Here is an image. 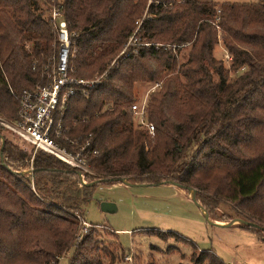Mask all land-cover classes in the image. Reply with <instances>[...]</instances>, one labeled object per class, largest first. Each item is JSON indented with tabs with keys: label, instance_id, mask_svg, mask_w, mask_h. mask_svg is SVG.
Instances as JSON below:
<instances>
[{
	"label": "trees",
	"instance_id": "1",
	"mask_svg": "<svg viewBox=\"0 0 264 264\" xmlns=\"http://www.w3.org/2000/svg\"><path fill=\"white\" fill-rule=\"evenodd\" d=\"M54 6L72 36L71 75L107 72L56 118L64 132L56 143L70 152L89 143L83 153L93 174L83 184L75 169L41 151L34 176L23 174L32 152L0 125V264H101L98 231L91 225L78 239V216L85 220L96 185L120 178L176 182L197 191L210 219L229 202L242 220L264 227V0H0V114L9 123L18 120V96L48 83L44 69L57 53ZM218 28L228 65L214 55ZM134 34L139 45L109 68ZM136 84H160L146 106L154 135L135 126ZM191 245L190 264H225ZM126 255L121 249L117 257Z\"/></svg>",
	"mask_w": 264,
	"mask_h": 264
},
{
	"label": "rangeland",
	"instance_id": "2",
	"mask_svg": "<svg viewBox=\"0 0 264 264\" xmlns=\"http://www.w3.org/2000/svg\"><path fill=\"white\" fill-rule=\"evenodd\" d=\"M199 1L223 4L260 0ZM218 38L220 42L214 55L228 65L231 57L221 44L219 28ZM159 86L136 84L135 104L148 102L150 94ZM133 117L139 128L134 113ZM0 119L5 120L1 114ZM3 134L16 146H26L9 130H4ZM104 203L113 206L110 212L102 211ZM84 215L85 221L98 231L101 264L111 263L112 256L107 258L105 251L116 257L114 264H190L191 243L201 250L213 252L225 264H264V231L255 233L240 227L243 224L240 209L233 203H222L212 219H207L204 210L194 201L193 193L172 184L99 183L92 190L91 202L86 205ZM229 224L232 225L222 226ZM121 249L127 253L124 261L117 257ZM60 264H68L67 258Z\"/></svg>",
	"mask_w": 264,
	"mask_h": 264
},
{
	"label": "built area",
	"instance_id": "3",
	"mask_svg": "<svg viewBox=\"0 0 264 264\" xmlns=\"http://www.w3.org/2000/svg\"><path fill=\"white\" fill-rule=\"evenodd\" d=\"M50 18L57 38V53L44 69V73L48 77V83L44 86H37L34 91H24L19 95L17 122L9 123L0 119V125L10 130L26 144V146L22 147L24 150L29 151L28 146L33 149L30 151L32 152V158L29 160L28 166L23 170V174L27 173L30 176H34V156L38 151H41L60 159L77 172H80L79 178L83 184H86V175L93 174L83 153L89 143L77 152H70L66 148L59 146L54 138H62L64 134L63 122L56 118L58 115L64 117L69 98L75 96L87 97L101 83L107 72L100 77L92 79L73 77L70 68V59L73 54L72 36L70 35L68 24L62 12L56 6L53 7ZM143 20L138 22L139 27ZM138 45L134 34L109 68H118L120 59L130 56V47ZM146 106L147 101L142 103V105L134 104L132 112L135 114L138 127L147 131L150 135H154V125L146 120ZM65 139L72 146L77 143V141ZM78 218L81 231L77 236L78 239H82L91 225L81 217L78 216Z\"/></svg>",
	"mask_w": 264,
	"mask_h": 264
},
{
	"label": "water",
	"instance_id": "4",
	"mask_svg": "<svg viewBox=\"0 0 264 264\" xmlns=\"http://www.w3.org/2000/svg\"><path fill=\"white\" fill-rule=\"evenodd\" d=\"M4 146H5V141H4V139H3V147H2V149L4 148ZM1 156H2V155H1ZM78 175H81L80 172H78ZM112 180H113V181H117L118 179H112ZM119 180H120V182H123V183H125V184L128 183V181H127L126 179H124V178H120ZM164 184H172V185H175V186L182 187V185H180V184H178V183H176V182H173V181H166ZM188 191H189V193H191V192L193 193V199H194V201L196 202V204H197L199 207H201V206L198 204V202H197V200H196V198H195V195H196L197 191L194 190V189H191V188H189ZM101 208H102V211H104V212H110V211H111V208H113V206L110 205V204H108V203H104V204H102ZM201 208H202V207H201ZM202 209H203V208H202ZM204 212L206 213V218H207V219H210L209 216H208V214H207V212H206L205 210H204ZM241 221H242V223L245 224V225H248V226H250V227H254V228H257V229H261L262 231H264V227L260 226L259 224L255 223V222H249V221H245V220H241ZM220 225H221V224H220ZM231 225H232V224H229V225H222V226H231Z\"/></svg>",
	"mask_w": 264,
	"mask_h": 264
}]
</instances>
